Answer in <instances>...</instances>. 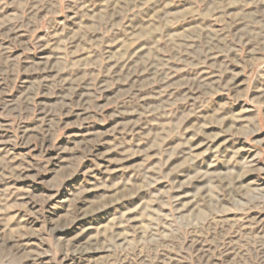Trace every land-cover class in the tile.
<instances>
[{
    "label": "rangeland",
    "instance_id": "rangeland-1",
    "mask_svg": "<svg viewBox=\"0 0 264 264\" xmlns=\"http://www.w3.org/2000/svg\"><path fill=\"white\" fill-rule=\"evenodd\" d=\"M0 264H264V0H0Z\"/></svg>",
    "mask_w": 264,
    "mask_h": 264
}]
</instances>
